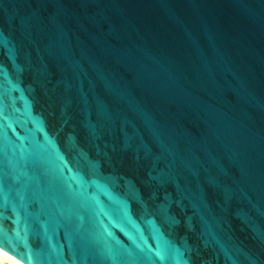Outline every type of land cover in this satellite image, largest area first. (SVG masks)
Returning a JSON list of instances; mask_svg holds the SVG:
<instances>
[{
    "label": "water",
    "instance_id": "water-1",
    "mask_svg": "<svg viewBox=\"0 0 264 264\" xmlns=\"http://www.w3.org/2000/svg\"><path fill=\"white\" fill-rule=\"evenodd\" d=\"M0 250L264 264V0H0Z\"/></svg>",
    "mask_w": 264,
    "mask_h": 264
},
{
    "label": "bare ground",
    "instance_id": "bare-ground-1",
    "mask_svg": "<svg viewBox=\"0 0 264 264\" xmlns=\"http://www.w3.org/2000/svg\"><path fill=\"white\" fill-rule=\"evenodd\" d=\"M0 260H1L0 262H2L3 260H6L8 264H21L15 259H13L12 257H10L9 255L2 252L1 250H0Z\"/></svg>",
    "mask_w": 264,
    "mask_h": 264
},
{
    "label": "rangeland",
    "instance_id": "rangeland-1",
    "mask_svg": "<svg viewBox=\"0 0 264 264\" xmlns=\"http://www.w3.org/2000/svg\"><path fill=\"white\" fill-rule=\"evenodd\" d=\"M0 264H8V263L6 262V260H3L2 262H0Z\"/></svg>",
    "mask_w": 264,
    "mask_h": 264
}]
</instances>
